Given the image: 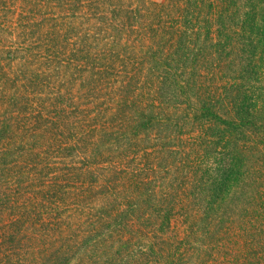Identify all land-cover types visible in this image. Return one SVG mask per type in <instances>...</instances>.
<instances>
[{"label": "trees", "instance_id": "16d2710c", "mask_svg": "<svg viewBox=\"0 0 264 264\" xmlns=\"http://www.w3.org/2000/svg\"><path fill=\"white\" fill-rule=\"evenodd\" d=\"M0 264H264V0H0Z\"/></svg>", "mask_w": 264, "mask_h": 264}, {"label": "rangeland", "instance_id": "374dc122", "mask_svg": "<svg viewBox=\"0 0 264 264\" xmlns=\"http://www.w3.org/2000/svg\"><path fill=\"white\" fill-rule=\"evenodd\" d=\"M154 1H157V2H162V1H164V0H154ZM45 11H43V12H40L41 14H43ZM63 18H64V16H61V17H59L58 19H60V20H63ZM75 78V77H74ZM65 165L64 164H62L61 165V168H63ZM165 172L163 171V172H159V171H157V173H156V178L157 179H161L164 175H167L166 173L164 174ZM167 179H168V177H167Z\"/></svg>", "mask_w": 264, "mask_h": 264}]
</instances>
